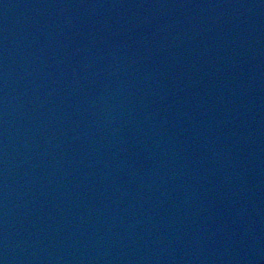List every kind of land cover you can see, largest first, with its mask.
Instances as JSON below:
<instances>
[{
  "label": "water",
  "instance_id": "water-1",
  "mask_svg": "<svg viewBox=\"0 0 264 264\" xmlns=\"http://www.w3.org/2000/svg\"><path fill=\"white\" fill-rule=\"evenodd\" d=\"M0 264H264V0H0Z\"/></svg>",
  "mask_w": 264,
  "mask_h": 264
}]
</instances>
